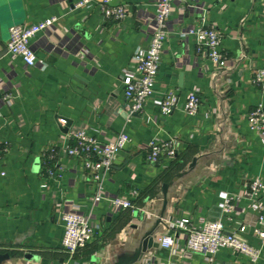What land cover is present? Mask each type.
Returning <instances> with one entry per match:
<instances>
[{
    "label": "crops",
    "instance_id": "obj_1",
    "mask_svg": "<svg viewBox=\"0 0 264 264\" xmlns=\"http://www.w3.org/2000/svg\"><path fill=\"white\" fill-rule=\"evenodd\" d=\"M79 1L0 0V139L8 149L0 161V255L9 256L0 264H250L226 249L212 263L189 254L183 232L175 252L159 241L183 219L196 226L224 220L223 194H238L253 178L264 180V139L248 120L264 105V89L252 84L253 72L264 66V0H189L195 16L176 0L154 95L132 117L123 80L134 71L135 55L148 47L159 0L114 1L129 10L122 24L105 16L102 0L81 9L75 7ZM198 7L223 36V69L183 35L199 18ZM51 17L58 23L31 42L36 66L12 59L10 29ZM169 92L180 103L164 117L157 101ZM193 92L201 110L190 117L183 105ZM7 93L15 95L11 104L3 100ZM66 119L73 122L69 133L63 131ZM81 130L100 140L121 132L130 136L105 187L124 197L138 190L135 209L115 212L108 202L94 207V184L81 159L57 157L62 177L57 169L53 177L47 174L46 150ZM155 138L178 140V155L148 163L145 146ZM67 201L85 214L94 212L98 225L95 241L73 258L62 248L61 210ZM240 207L236 222L225 221L226 229L260 247L253 233L257 213L248 200ZM257 264H264V253Z\"/></svg>",
    "mask_w": 264,
    "mask_h": 264
},
{
    "label": "built area",
    "instance_id": "obj_2",
    "mask_svg": "<svg viewBox=\"0 0 264 264\" xmlns=\"http://www.w3.org/2000/svg\"><path fill=\"white\" fill-rule=\"evenodd\" d=\"M116 0H102V11L107 18L114 19L122 24L129 14L127 5L113 4ZM195 16L193 5L189 0H183ZM93 0H80L75 4L78 9L88 8ZM176 0H159L156 5V14L153 19L154 30L149 35L148 47L139 51L134 59V71L123 80L125 87L124 96L128 103V116L140 115L144 112L146 104L154 95V87L160 72L165 43L170 35L168 20L174 12ZM199 18L194 25L183 34L195 39L199 51H206V55L218 69L227 65V60L222 53L221 45L223 36L218 32L215 24H210L206 18V11L198 7ZM59 18L51 17L43 22L29 26H14L10 29V39L7 45L8 54L12 59H21L26 68H33L37 64V55L31 45L32 40L40 33L57 24ZM252 84L264 89V66L257 68L252 74ZM15 95L7 93L4 102L11 104ZM180 103L179 95L169 92L164 98L157 101L161 114L164 117L172 115ZM201 110V98L198 93H190L183 105V111L190 117L196 116ZM250 128L264 139V105L259 104L252 110L248 117ZM68 143L60 147H51L43 154V165L50 177H62L64 168L55 162L56 158L81 159L85 172L94 184L92 204L94 207L102 202H108L115 212L133 210L136 208L135 200L139 191L134 190L129 197L112 195L106 190L113 163L118 154L126 149L131 142L130 136L119 133L115 138L100 140L81 130L68 135ZM7 143L0 139L1 156L8 149ZM180 142L176 139L161 140L155 138L145 146L147 162L158 164L164 160H173L179 152ZM5 175V172H1ZM264 180L253 178L238 194H223L224 220L204 221L196 226L189 219H183L179 224L171 225L172 234L163 236L160 245L169 252H175L179 239L177 234L184 233L185 252L200 255L209 262H214L222 250H229L238 256L244 257L250 264H257L264 253ZM248 200L251 209L257 213V222L253 226V233L261 242L256 247L247 242L237 233H228L227 223H234V215L241 210L240 202ZM94 212L85 214L80 205L67 201L61 210L63 227L62 248L73 258L79 251L90 246L96 238L98 225L95 222Z\"/></svg>",
    "mask_w": 264,
    "mask_h": 264
},
{
    "label": "water",
    "instance_id": "obj_3",
    "mask_svg": "<svg viewBox=\"0 0 264 264\" xmlns=\"http://www.w3.org/2000/svg\"><path fill=\"white\" fill-rule=\"evenodd\" d=\"M1 55H3V54H0V57H1ZM61 119H63L61 116H59V118H58V121H60ZM66 121V128H64V133H69V129H70V127L73 125V122L71 121V120H68V119H66L65 120ZM152 240H150V242H151ZM150 245H153V242L152 243H150ZM154 246L155 247H159V244L158 243H156V244H154ZM27 257L29 258V255H27ZM9 258V256L8 255H6V256H4V255H0V262L1 261H3V260H5V259H8Z\"/></svg>",
    "mask_w": 264,
    "mask_h": 264
}]
</instances>
